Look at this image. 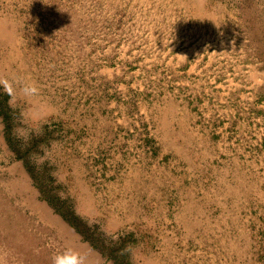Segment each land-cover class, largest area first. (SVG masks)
Here are the masks:
<instances>
[{
    "label": "rangeland",
    "instance_id": "1",
    "mask_svg": "<svg viewBox=\"0 0 264 264\" xmlns=\"http://www.w3.org/2000/svg\"><path fill=\"white\" fill-rule=\"evenodd\" d=\"M0 80V264H264V0H0Z\"/></svg>",
    "mask_w": 264,
    "mask_h": 264
},
{
    "label": "crops",
    "instance_id": "2",
    "mask_svg": "<svg viewBox=\"0 0 264 264\" xmlns=\"http://www.w3.org/2000/svg\"><path fill=\"white\" fill-rule=\"evenodd\" d=\"M254 152V159L248 156L243 161L241 160L242 162L236 159L240 156H232L228 149H223L222 153L219 151L217 156H208L207 164L209 168L212 169L211 176H215L214 179L217 181L221 179V173L223 174V183L219 185L217 182V185L210 186L211 189H209V192H213L217 195L218 193L223 194L226 198H221L222 202L228 205L230 204V208L227 207L226 209H232V201H228V197L238 195L241 197V201L243 198L246 205H253V211L250 208L248 218H253L257 227H260L261 224L258 225V219L264 221V216L260 215L258 217V157L255 158L256 154L258 156V151L255 150ZM248 159H253V162L247 163ZM240 164H242V166ZM237 185L244 189L242 193L232 192L233 187ZM219 188H223L224 191H219L217 193V189Z\"/></svg>",
    "mask_w": 264,
    "mask_h": 264
},
{
    "label": "clouds",
    "instance_id": "3",
    "mask_svg": "<svg viewBox=\"0 0 264 264\" xmlns=\"http://www.w3.org/2000/svg\"><path fill=\"white\" fill-rule=\"evenodd\" d=\"M0 86L3 87L4 91L9 96H12L14 94L13 85L9 81L0 80ZM21 92L24 95H34L37 93V88L35 87V85H24L21 88ZM52 264H84V258L79 253L68 249L63 253L55 255Z\"/></svg>",
    "mask_w": 264,
    "mask_h": 264
},
{
    "label": "trees",
    "instance_id": "4",
    "mask_svg": "<svg viewBox=\"0 0 264 264\" xmlns=\"http://www.w3.org/2000/svg\"><path fill=\"white\" fill-rule=\"evenodd\" d=\"M34 143H36V142L34 141ZM34 145H35V144H34ZM34 145H33V146H34ZM25 153L28 154L27 152H25ZM21 156H22V155H16L17 158H19V159H23V158H21ZM23 160H24V162H25V159H23ZM42 169H43V168H41V169H36V170H42ZM34 175H35V171H34ZM34 175H33V172H32V180H33V179H36V178H35L36 175H35V176H34ZM38 190L40 191V195H41V188H39ZM43 197H44V196H43ZM44 198H45V197H44ZM46 200H47L48 202L51 203V201H49V199L46 198ZM79 222H80V221H79Z\"/></svg>",
    "mask_w": 264,
    "mask_h": 264
}]
</instances>
